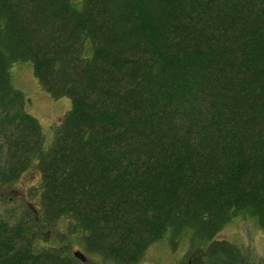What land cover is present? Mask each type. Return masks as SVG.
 <instances>
[{
	"label": "trees",
	"instance_id": "trees-1",
	"mask_svg": "<svg viewBox=\"0 0 264 264\" xmlns=\"http://www.w3.org/2000/svg\"><path fill=\"white\" fill-rule=\"evenodd\" d=\"M20 61L70 99L46 147ZM0 148L3 187L38 174L0 264H142L159 239L236 264L224 223L264 232V0H0Z\"/></svg>",
	"mask_w": 264,
	"mask_h": 264
},
{
	"label": "rangeland",
	"instance_id": "rangeland-1",
	"mask_svg": "<svg viewBox=\"0 0 264 264\" xmlns=\"http://www.w3.org/2000/svg\"><path fill=\"white\" fill-rule=\"evenodd\" d=\"M8 72L11 88L21 93V97L14 103L21 105L24 111L38 121L43 135L42 145L46 147L55 127L70 107L69 97L50 96L34 77L29 61L14 62ZM4 157L3 149L0 148V158ZM37 175L35 166L30 164L9 187L0 184V218L12 223L25 207L32 206L34 199L28 196L26 191L36 182ZM215 237L225 239L240 248V258L236 264H264V232L254 216L236 212L224 223ZM74 248L81 250L76 245ZM188 248L186 240L172 246L159 239L146 247L140 261L142 264H186Z\"/></svg>",
	"mask_w": 264,
	"mask_h": 264
},
{
	"label": "water",
	"instance_id": "water-1",
	"mask_svg": "<svg viewBox=\"0 0 264 264\" xmlns=\"http://www.w3.org/2000/svg\"><path fill=\"white\" fill-rule=\"evenodd\" d=\"M71 253L74 257L78 258L81 262H84L86 260L85 254L78 248L72 249ZM186 264H190L189 258L187 259Z\"/></svg>",
	"mask_w": 264,
	"mask_h": 264
}]
</instances>
